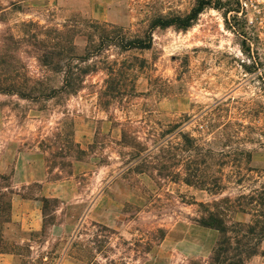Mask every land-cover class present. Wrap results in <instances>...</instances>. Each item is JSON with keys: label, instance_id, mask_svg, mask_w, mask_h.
I'll list each match as a JSON object with an SVG mask.
<instances>
[{"label": "rangeland", "instance_id": "374dc122", "mask_svg": "<svg viewBox=\"0 0 264 264\" xmlns=\"http://www.w3.org/2000/svg\"><path fill=\"white\" fill-rule=\"evenodd\" d=\"M201 7L186 30L153 27ZM237 11V0H0V90L26 94L0 92V187L15 192L0 264H208L219 235L195 220L219 200L228 226H248L242 245L258 246L245 264H264V70ZM102 34L153 45L102 47ZM54 46L63 55L47 67Z\"/></svg>", "mask_w": 264, "mask_h": 264}, {"label": "trees", "instance_id": "16d2710c", "mask_svg": "<svg viewBox=\"0 0 264 264\" xmlns=\"http://www.w3.org/2000/svg\"><path fill=\"white\" fill-rule=\"evenodd\" d=\"M202 10V7L199 8V10H195L190 17L186 18V20H183L185 24H182V22H178L179 20H159L153 24V27L167 28L171 26L179 27V25H183V29L186 30L191 27L192 23L195 20H197ZM100 40L102 43V47H111L114 45L122 51L147 50L150 49L153 45V38L151 37V35L143 38H127L123 36L121 37V40L119 42H115L116 38L111 37L109 34H102V36H100ZM51 49V51L44 50L43 55L39 57L40 62H42L47 67L53 65L52 56L61 58L63 55V51L59 46H54ZM89 57L90 55H87L83 59V61L86 62L87 60H89ZM81 73L83 75H87L88 72L83 70ZM66 82L67 85L65 86V88L70 85L68 79L66 80ZM63 90L64 86L62 88V91ZM56 91L57 90H55L54 88H45L43 90H40L38 92V95H41L45 98H51L54 97ZM0 92L26 97L25 93L15 90V88L11 86L1 88ZM0 179L4 180L3 177H0ZM187 183L188 185L199 186L200 188L211 192V189L208 188L206 183L203 181H187ZM14 194L15 192L10 185L0 187V253H2L5 248V227L12 222V198ZM48 202V199L44 200V204H47ZM222 202L223 200H219L218 202L214 201L212 204H199V207L202 210V214L197 220H195L198 225L213 229L217 231L219 235L215 248L212 252L210 262L208 264H245L247 260L258 254V246L242 245V241L239 236L241 235L242 230L248 226L242 224L241 222H235L231 227L228 226L226 214H224V212L220 210ZM263 231L264 230L262 229L261 233L259 234L261 235V238H264ZM230 234L234 235V237H231ZM247 234L255 236L256 231L252 227L249 228ZM232 243L234 244V247L231 246Z\"/></svg>", "mask_w": 264, "mask_h": 264}, {"label": "built area", "instance_id": "2783aa9c", "mask_svg": "<svg viewBox=\"0 0 264 264\" xmlns=\"http://www.w3.org/2000/svg\"><path fill=\"white\" fill-rule=\"evenodd\" d=\"M238 24L241 26V38L245 42L246 52L260 56L256 63L259 74L264 70V0H237ZM262 68V69H261Z\"/></svg>", "mask_w": 264, "mask_h": 264}]
</instances>
